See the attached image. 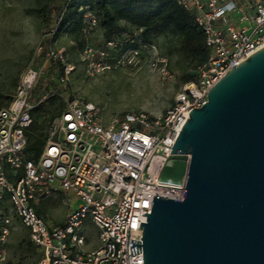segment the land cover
<instances>
[{
    "label": "built area",
    "instance_id": "1",
    "mask_svg": "<svg viewBox=\"0 0 264 264\" xmlns=\"http://www.w3.org/2000/svg\"><path fill=\"white\" fill-rule=\"evenodd\" d=\"M175 1L193 16L210 57L197 68L196 81L163 115L141 112L107 124L95 105L66 101L64 111L45 131L41 156L31 159L27 150L33 113L62 96L52 89L37 95L43 72L30 71L15 99L0 110V264H6L16 220L41 253L38 264H144L142 247V254L131 256V241L143 246L140 227L151 214L154 197L184 198V187H166L161 177L174 169L171 153L190 113L207 103L210 91L228 72L264 49V0ZM80 12L82 36L87 38L99 28V19L89 5H82ZM57 30L58 26L54 35ZM146 34L133 28L114 35L99 49L87 45L78 53L79 66L94 77L147 65L162 83H174L169 59L147 43ZM48 59L65 66L59 82L67 88L76 68L66 66L59 52H49ZM180 162L184 166L180 170L187 174L190 158ZM55 197L69 209L63 223L52 222L35 209ZM87 227L98 233L97 249H88Z\"/></svg>",
    "mask_w": 264,
    "mask_h": 264
},
{
    "label": "water",
    "instance_id": "2",
    "mask_svg": "<svg viewBox=\"0 0 264 264\" xmlns=\"http://www.w3.org/2000/svg\"><path fill=\"white\" fill-rule=\"evenodd\" d=\"M171 154L179 169L190 158L184 198L154 197L131 256L142 247L144 264H264V49L190 113Z\"/></svg>",
    "mask_w": 264,
    "mask_h": 264
},
{
    "label": "rangeland",
    "instance_id": "3",
    "mask_svg": "<svg viewBox=\"0 0 264 264\" xmlns=\"http://www.w3.org/2000/svg\"><path fill=\"white\" fill-rule=\"evenodd\" d=\"M68 4L74 5L75 0H0V107H5L9 98L15 99L30 71L43 72L36 85L37 95L52 89L54 94L62 96L33 113L34 130L29 135L32 145L59 115L66 101L80 100L95 105L107 124L141 112L161 116L193 80L198 64L180 50V37L172 28L150 36L146 34V39L169 59L176 77L174 83H162L147 65L141 69H114L87 76L78 63L79 43L99 49L108 39L100 27L84 38L78 37L70 26L55 39L53 32L64 22ZM81 5L82 1H78L79 9ZM123 31L131 32L133 27L121 22L114 35ZM51 51L62 53L65 65L76 68L67 88L59 82L65 66L48 59ZM35 209L55 223H63L69 213L65 202L56 197L39 202ZM85 234L90 241L88 249H97L96 229L87 227ZM40 258L41 253L31 242L28 230L16 220L7 245L6 264H38Z\"/></svg>",
    "mask_w": 264,
    "mask_h": 264
},
{
    "label": "trees",
    "instance_id": "4",
    "mask_svg": "<svg viewBox=\"0 0 264 264\" xmlns=\"http://www.w3.org/2000/svg\"><path fill=\"white\" fill-rule=\"evenodd\" d=\"M78 1H82V5L91 7V10L99 19V27L104 31L107 41L114 37L115 30L121 22L129 24L133 28L144 29L149 36L172 28L180 37V50L197 62L196 71L210 57L204 34L195 25L193 16L179 7L175 0H75L74 5L68 4L66 7L64 22L58 26L55 39L68 26L76 31L78 37L82 36L83 14L80 12L79 6H77ZM79 47L82 50L84 44L79 43ZM196 79L197 75L195 73L193 80L189 84L194 83ZM54 99L40 107L48 106ZM12 101L13 99L9 98L8 104L5 107H0V110L7 108ZM64 109L65 103L59 115ZM31 129L34 130L33 126ZM44 139L45 133L40 134V139H37L32 145L29 136L27 151L31 159H38L41 156L45 145Z\"/></svg>",
    "mask_w": 264,
    "mask_h": 264
},
{
    "label": "bare ground",
    "instance_id": "5",
    "mask_svg": "<svg viewBox=\"0 0 264 264\" xmlns=\"http://www.w3.org/2000/svg\"><path fill=\"white\" fill-rule=\"evenodd\" d=\"M161 183L166 187L179 189L181 187L185 188L186 174L184 171L175 168L168 170L162 177Z\"/></svg>",
    "mask_w": 264,
    "mask_h": 264
},
{
    "label": "crops",
    "instance_id": "6",
    "mask_svg": "<svg viewBox=\"0 0 264 264\" xmlns=\"http://www.w3.org/2000/svg\"><path fill=\"white\" fill-rule=\"evenodd\" d=\"M91 250V249H90ZM94 250V249H93Z\"/></svg>",
    "mask_w": 264,
    "mask_h": 264
}]
</instances>
